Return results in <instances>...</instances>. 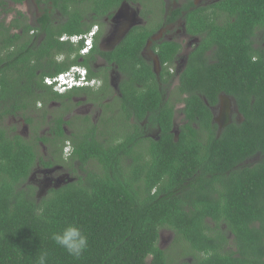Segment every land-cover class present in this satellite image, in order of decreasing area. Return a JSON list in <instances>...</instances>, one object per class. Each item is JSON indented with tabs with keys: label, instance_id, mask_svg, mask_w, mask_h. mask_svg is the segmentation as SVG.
Listing matches in <instances>:
<instances>
[{
	"label": "trees",
	"instance_id": "16d2710c",
	"mask_svg": "<svg viewBox=\"0 0 264 264\" xmlns=\"http://www.w3.org/2000/svg\"><path fill=\"white\" fill-rule=\"evenodd\" d=\"M187 2L185 29L199 41L175 74L179 43L153 46L157 74L142 57L154 33L149 26L134 27L112 51L94 42L81 55L80 38L59 37L93 25L67 9L63 24L39 23V47L27 29L11 34L0 23V264H38L42 254L47 264H264V53L253 46L256 29L264 28V0H219L198 10ZM98 56L122 76L108 128L88 123L75 130L60 113L46 123L52 139L40 136L36 105L64 103L83 90L57 93L44 79L79 66L90 80ZM220 95L233 99L243 119L218 134L211 107ZM9 117L30 128L29 140L6 124ZM151 130L157 138L147 135ZM41 143L53 151L45 156ZM37 166H61L69 177L38 198L28 183ZM69 223L88 237L78 259L51 239ZM162 230L175 235L171 249L183 248L190 262L161 248Z\"/></svg>",
	"mask_w": 264,
	"mask_h": 264
},
{
	"label": "flooded vegetation",
	"instance_id": "af4514ba",
	"mask_svg": "<svg viewBox=\"0 0 264 264\" xmlns=\"http://www.w3.org/2000/svg\"><path fill=\"white\" fill-rule=\"evenodd\" d=\"M218 1L219 0H192V7L188 8V10H198ZM184 6L189 7L187 0H110L109 3H106L104 0H0V23H2L5 30H8L11 34L23 35V31L27 29L28 36L31 37L32 41H36V45L39 47L38 43L44 38V34L40 31L39 23L48 19L47 21L51 24H63L67 21L68 16L64 15L61 10L67 9L75 17H80L83 19V22L93 26L84 34H62L59 37V41L72 43L73 37H77L78 39L81 38L84 44V37H87L93 29L94 34L90 38L92 41L90 51L94 46V42H97L99 50L112 51L126 38L134 27L149 26L150 29H154V33L151 35L150 39L147 40L146 45L142 49V57L152 64L153 70L157 74L160 72L161 68L153 50V46L163 41H175L181 46L174 67L176 70L175 73H178L185 66L187 55L192 48L191 43L194 45L199 41L198 37H191L186 32V21L184 18L186 11ZM98 8H102L103 11ZM174 14H176V17H174ZM28 28L31 29L29 30ZM184 39L189 40V42L186 43V45L189 46L186 52L182 51L186 48L182 43ZM254 41L253 46L256 48L261 47L264 53V28L258 27L256 29ZM80 62H82V60H80ZM91 68L93 72L97 74V77L90 79L91 82L87 86L82 87L83 90L75 92L71 96L70 101L68 99H64V103L61 101H51L45 106L42 103H38L36 105V111L32 110L33 118H36L35 120L40 119L44 124L39 130L40 136L46 135L49 139H52V135L49 133V128L46 123L51 121L52 118H56L55 116L60 113H62L60 116L64 121L73 120V128L75 130L78 127L84 128L88 126V123H100V130L103 129V127L108 128L105 124L106 121L112 120V116L118 113L117 100L115 99L120 96L118 83L122 79V76L114 65H109L99 56L96 57V60L91 64ZM107 85L110 87V90L107 88ZM170 85L171 89H174L176 86V79H173ZM52 103L59 105L63 109L65 108L63 110L65 112H62V110H51ZM107 104L111 105V108L104 107ZM79 106L84 108L87 113L83 115H72V111H79ZM178 106L180 105L177 104L176 109H179ZM43 110L46 112V117L41 119L40 115ZM92 111L94 114L90 113ZM211 111L213 114V123H216L218 127V134L226 125L233 121L240 122L243 119L238 113L233 99L225 95L219 96L218 103L211 107ZM179 115L180 117L177 121L176 117ZM181 118V114L175 115V127L179 124ZM75 124L78 126H75ZM64 129L66 133L71 132V129L68 130V127H64ZM173 130L177 131L176 128ZM31 134L32 132L19 133V135L27 140L31 138ZM147 135L152 138H157V131L151 130ZM40 145L45 156L48 155L49 151H53L50 149L48 150V147L42 143ZM67 147H69L68 154H64L65 151H67ZM70 147V143L65 142L63 147L64 159L69 156ZM258 159L259 156H256L248 160L246 164L251 160L257 161ZM36 169L38 170L36 171ZM59 169H62V167L56 166L45 169L37 166L32 174H41L44 172L40 180L42 182L45 178L53 176V173H56ZM47 172H49L48 175L45 174ZM30 179L31 178H29L28 181ZM47 182L46 185L51 184V181ZM56 184L55 182L54 185ZM35 186L37 187L38 193L39 187H42V185ZM52 187H49L47 191Z\"/></svg>",
	"mask_w": 264,
	"mask_h": 264
},
{
	"label": "rangeland",
	"instance_id": "374dc122",
	"mask_svg": "<svg viewBox=\"0 0 264 264\" xmlns=\"http://www.w3.org/2000/svg\"><path fill=\"white\" fill-rule=\"evenodd\" d=\"M189 40L187 39H184L182 41V43L184 44V46L186 47L184 50V52L187 51V49L189 48V46L186 45V43H188ZM191 46L193 47V44L191 43ZM264 47V46H263ZM175 69H173V73L175 74ZM175 92H173V95H174ZM176 97V95H174ZM51 110H59L61 109V107L59 105H56V104H51ZM58 107V108H57ZM179 108H181L180 106H178ZM94 111V110H93ZM90 112V113H93L94 112ZM72 115H83L87 112H85L84 108H81L79 106V111L78 112H75V111H72L71 112ZM180 115L178 117H176V120L178 121ZM6 124L8 126H16V130L18 132V134L20 132H23V133H30V128L28 126H26L24 123H23V120L18 117V118H7L6 120ZM75 126H78L77 124H75ZM79 128V127H78ZM254 162V160H251L249 163H252ZM38 169H36L37 171ZM44 173V172H43ZM43 173H36V174H31L30 176V180L28 181V183H31L32 185H42L44 186V184L48 183L47 181H51V184H49V187H52L54 185V183H63L65 181V179H67L69 176L66 172V170H63V169H59V171H57L56 173H53V178L51 177H48V178H45L44 181H40L42 179V174ZM46 175L49 174V172L45 173ZM66 175V176H65ZM65 177V178H64ZM40 183V184H39ZM40 190V189H39ZM45 193V192H44ZM175 238V235H173L170 231H167V230H162L161 233H160V240H159V245L161 246V248L163 249H171L170 245L172 244L173 240ZM183 248L181 247H178V248H175V249H171L170 251V254L169 255H173L174 257H177L179 260H182V259H185L186 261L190 262L191 261V257L190 256H184V255H181Z\"/></svg>",
	"mask_w": 264,
	"mask_h": 264
},
{
	"label": "clouds",
	"instance_id": "9594fccd",
	"mask_svg": "<svg viewBox=\"0 0 264 264\" xmlns=\"http://www.w3.org/2000/svg\"><path fill=\"white\" fill-rule=\"evenodd\" d=\"M73 39H75V37H73ZM89 82H91V80H89ZM74 88H78V87H74ZM69 90L71 89H68L67 91ZM68 151H69V147H67V151H65L64 154H68ZM37 215L38 218L41 219L43 222L45 223L48 222L47 217L43 216L41 209H37ZM51 239L61 248L66 250V252L70 256L75 257L77 259L84 254L89 244L88 237L83 232V230L76 224H72V223L67 224L61 231L52 233ZM38 264H47L46 254H42L38 257Z\"/></svg>",
	"mask_w": 264,
	"mask_h": 264
},
{
	"label": "built area",
	"instance_id": "2783aa9c",
	"mask_svg": "<svg viewBox=\"0 0 264 264\" xmlns=\"http://www.w3.org/2000/svg\"><path fill=\"white\" fill-rule=\"evenodd\" d=\"M93 34L94 31L92 29L89 35L87 37H84L85 40L80 54L84 55L90 51L92 47V41L90 38L93 36ZM77 39L78 38L75 37V39H72V41L76 42ZM44 83L47 86L53 88L54 91L58 93H64L68 89H72L74 87L80 88L87 86L90 82L87 78V71L85 68L79 66H72L69 70L65 72L59 73L53 77L45 78Z\"/></svg>",
	"mask_w": 264,
	"mask_h": 264
},
{
	"label": "water",
	"instance_id": "95a60500",
	"mask_svg": "<svg viewBox=\"0 0 264 264\" xmlns=\"http://www.w3.org/2000/svg\"><path fill=\"white\" fill-rule=\"evenodd\" d=\"M59 184L60 183H57L56 185H54L53 187L54 188H57L58 186H59ZM49 188V185H44V186H42V187H39V191H38V193H37V197L38 198H40L43 194H44V192H46L47 191V189Z\"/></svg>",
	"mask_w": 264,
	"mask_h": 264
}]
</instances>
